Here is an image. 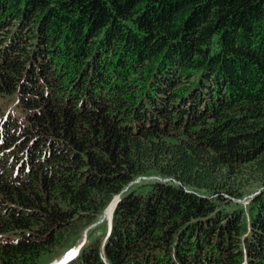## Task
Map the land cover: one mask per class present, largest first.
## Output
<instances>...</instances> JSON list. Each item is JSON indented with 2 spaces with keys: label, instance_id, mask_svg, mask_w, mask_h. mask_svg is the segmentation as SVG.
I'll return each mask as SVG.
<instances>
[{
  "label": "trees",
  "instance_id": "trees-1",
  "mask_svg": "<svg viewBox=\"0 0 264 264\" xmlns=\"http://www.w3.org/2000/svg\"><path fill=\"white\" fill-rule=\"evenodd\" d=\"M84 234L62 264H264V0H0V264Z\"/></svg>",
  "mask_w": 264,
  "mask_h": 264
},
{
  "label": "rangeland",
  "instance_id": "rangeland-1",
  "mask_svg": "<svg viewBox=\"0 0 264 264\" xmlns=\"http://www.w3.org/2000/svg\"><path fill=\"white\" fill-rule=\"evenodd\" d=\"M154 178H156V175H147V176L141 175L134 180V184L145 186L149 183V181L153 180ZM260 189L261 188L257 189V191H255V192H258ZM247 196H250V195H246L245 197L240 198L237 201L245 204L246 203L245 198ZM111 212H112V207L109 205L103 211V213L99 216L98 220L95 221L93 224H91L88 228H90L92 226H95V227L101 226L103 228L104 227L106 228L109 224ZM85 234H86V232H85ZM85 234L83 235L82 239L80 241H78L77 243H72L69 246L65 247L64 249L55 250L49 254L44 255L43 258L41 259V263L42 264H61L64 260L69 258L78 249L79 245L83 241L86 240Z\"/></svg>",
  "mask_w": 264,
  "mask_h": 264
},
{
  "label": "water",
  "instance_id": "water-1",
  "mask_svg": "<svg viewBox=\"0 0 264 264\" xmlns=\"http://www.w3.org/2000/svg\"><path fill=\"white\" fill-rule=\"evenodd\" d=\"M76 252V251H75Z\"/></svg>",
  "mask_w": 264,
  "mask_h": 264
}]
</instances>
